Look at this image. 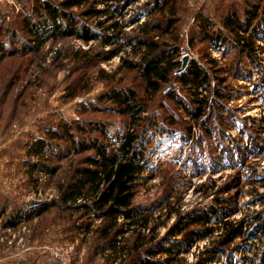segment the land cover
I'll return each instance as SVG.
<instances>
[{
	"label": "rangeland",
	"instance_id": "374dc122",
	"mask_svg": "<svg viewBox=\"0 0 264 264\" xmlns=\"http://www.w3.org/2000/svg\"><path fill=\"white\" fill-rule=\"evenodd\" d=\"M59 1L50 0L52 3ZM114 1L98 0L100 3L97 8L116 4ZM152 1L139 0L134 5H129L116 20L119 23L127 22L133 12L145 4L150 5ZM249 1L257 0H180L173 7L180 17L177 24L181 56L188 54L190 61H201L203 64L205 54L215 59V68L220 69L217 74L223 76V86L225 85L230 96L224 100L228 110L222 113L227 116L226 123L223 128L215 126L210 134L203 133L202 123L191 119L165 93L158 92L151 107L139 114L134 113L139 139L143 136L149 151L154 150L156 156H152L153 163L148 166L150 170L142 173V179L136 186L134 203L152 207L148 226L154 230L152 232L157 238L162 237L179 218H187L190 212L208 206L216 197L232 200L229 208L227 207L229 213L223 215L225 217L222 220H240L245 215L264 209V40H256L260 47L255 54L258 64L245 56L235 64L238 54L232 44H226L221 48L222 51H218L208 40L198 41L193 46L189 43L191 34L198 30V20L208 18L214 28L220 26L224 31L221 21L227 12L235 9L241 15ZM34 6L35 0H0V8L14 14H31ZM1 9L0 14L3 13ZM71 10L76 14L80 12L77 7ZM83 20L94 30L104 34L112 33L105 27L109 24L105 21V16ZM144 20L147 19L141 18L139 23ZM97 21H105L107 25L98 26ZM137 25L129 26L127 23L118 42H122L126 34H131ZM263 34L262 25L258 27L257 36H264ZM45 35L47 37L48 32ZM112 48L114 45H101L99 41L85 43L71 36L46 38L34 52H23L19 56L0 60V206L7 203L2 215L0 210V264H39L43 259L38 251L41 245L67 249L75 264H110L104 257L109 251L94 253V235L84 231L85 224L90 222V229L94 230L100 220L83 210L72 213L61 208L58 202V185L72 181L74 168L81 165L83 158L93 151L87 150L81 154L68 151L59 155L64 157L58 156L60 149L55 151V158L50 161V165L57 167V170L51 177L42 171L30 172L26 160L38 162L43 161V158L28 156L25 150L26 143L41 134V124H48L50 120L56 122L58 118L72 120L80 115L107 121L106 130L112 138L117 132L132 129L134 123L131 122L130 114L120 115L113 110L82 114L78 112L81 103L96 99L108 86L130 87L136 91L137 98L144 99V82L138 72L126 70L121 65L122 58L137 61L139 56L127 47L118 55L104 59ZM128 50L130 54H127ZM85 55L93 58L92 64H82ZM82 75L89 79H85L83 86H80ZM106 75L113 80L110 77L106 82L97 79V76ZM215 82L213 79L206 91L203 88L198 89V92L206 93L205 96L213 100L209 91L214 88ZM74 87H84L86 90L70 98L67 94ZM169 89L179 91V86L172 81L165 86V92ZM186 96L192 97L189 93ZM110 104L105 101L100 103V107ZM111 106L115 108L113 104ZM150 114H158L159 123L163 115L173 114L179 118L181 126L178 125L176 132L168 133L148 127L139 131L137 125ZM205 117H202L203 120ZM186 126H191V134L187 137L183 134ZM114 130L116 133L112 134ZM249 134H256V139H252ZM113 140L108 142L112 149L115 147ZM229 184L233 185L228 187ZM32 200L55 202L56 205L30 221L20 222L16 227L2 225L13 206H27ZM117 221L120 223L122 219ZM75 224L82 227L76 228ZM206 227L211 230L202 238L194 240L187 251L178 255L185 264L194 263L223 233L220 224L215 221ZM134 228L139 230L142 227L137 225ZM130 234L125 233L122 238L129 237ZM242 244L249 245L250 248L241 252L239 247ZM228 246L233 247V254L241 259L243 253L247 257L254 256L252 248H260L261 242L243 235L236 237ZM219 258L221 260L222 256L219 255ZM117 264H125V258Z\"/></svg>",
	"mask_w": 264,
	"mask_h": 264
},
{
	"label": "trees",
	"instance_id": "16d2710c",
	"mask_svg": "<svg viewBox=\"0 0 264 264\" xmlns=\"http://www.w3.org/2000/svg\"><path fill=\"white\" fill-rule=\"evenodd\" d=\"M138 1L115 0L116 4L97 8L100 3L98 0H60L59 3L35 0L34 10L28 15L14 14L0 8L3 11L0 14V60L19 56L23 52H34L46 38L57 39L71 36L85 43L99 41L101 45H114L104 58L107 60L128 47L139 56V60L122 58L121 65L126 70H136L144 82V99L137 98L136 91L130 87L108 86L97 95L96 99L81 103L78 108L81 114L89 111L130 114L131 122L134 123L132 129L122 133L117 132L118 134L116 133L117 135L115 134L112 138L108 136L106 130L107 121L89 119L80 115L72 120L62 118H58L56 122L50 120L48 124L43 123L39 126L40 135L26 143L25 154L43 158V161L26 160V166L31 169L30 172L42 171L52 177L57 170V167L50 165V161L55 158V151L60 149L58 156L68 151L73 154H81L87 150L93 151L92 154H87L83 158L81 165L74 168L72 181L58 185L60 195L58 202L61 208L72 213L83 210L86 214L100 220V224L94 230L90 229V222L85 224L84 231L94 235V253L109 251L104 257L110 264L120 263L123 258H125V264H173L175 262L185 264L178 255L187 251L194 240L202 238L210 231L211 229L206 225L213 221L220 224L223 233L192 264H264V209L245 215L240 220H222L225 217L223 215H228L232 200L216 197L208 206L196 208L190 212L187 218H179L162 237L157 238L152 232L154 230L148 226L152 207L134 203L136 186L142 179V173L150 170L147 165L148 147L143 136L139 139L134 113L139 114L147 107H151L158 92L165 93L166 97L182 108L191 119L202 123L200 125H202L203 133L210 134L215 126L223 128L222 126L226 123L227 116L222 113L228 110L225 108L224 100L230 96L225 85L223 86L225 82L223 76L217 74L220 69L215 68L216 60L210 58L208 54L202 58L205 64L191 60L183 72L175 73V70L181 66V40L177 24L180 17L173 7L180 0H153L150 5L145 4L133 12L127 22L119 23L116 20L117 16H121L124 9ZM262 1H249L242 16L238 15L235 9L227 12L221 21L222 28L226 32L220 29V26L214 28L208 18H201L198 20V30L194 31L189 38L190 45L208 40L216 50L222 51L223 46L232 44L238 54L235 64L241 62V57L244 56L257 63L255 54L260 47L256 44V40H264V36H257L258 27L264 26V2ZM76 7L80 10L77 14L71 10ZM169 12H171L170 15L166 14ZM101 16H105V21L109 24H105V21H97L96 24L101 27L107 25L106 29L111 30L112 33L104 34L94 30L83 20ZM141 18L147 20L139 23ZM127 23L129 26L138 25L133 30V34H126L122 42H118L122 38V29ZM46 32H48L47 37ZM127 54H130L129 50ZM83 60L82 64L86 66L93 63V58L89 55L83 56ZM109 77L111 78L108 75L97 76V79L106 82ZM87 78L89 79V77H82L80 86H83ZM262 78H264V72H262ZM213 79L216 80V84L209 91L213 97L211 100L205 96L206 93L198 92V89L204 88L206 91ZM172 81L178 84L179 91L169 89L165 92V86L170 85ZM260 81H262L261 78ZM85 90L84 87H74L67 95L73 98L77 93ZM183 93L186 95L189 93L192 97L189 98ZM105 101L113 104L115 108H112L111 104L100 107V103ZM190 104L195 106L192 107ZM202 117L206 119L203 120ZM159 119L158 114H150L142 118L141 124L137 125L139 131L148 127L168 133L176 132L175 129H179L178 125L181 126L179 118L173 114L163 115L160 123ZM183 131L187 137L189 133L191 134V126H186ZM249 135L252 139H256V134ZM112 139L115 142L114 149L110 148L108 143ZM229 185L228 187H231L233 184ZM6 205L7 203H2L0 206L1 215L6 211ZM55 205V202H42L35 205L28 203L27 206L17 204L6 215L2 225L16 227L20 222L30 221ZM118 219H122V222L118 223ZM75 225L76 228L82 227ZM137 225L142 228L135 229ZM192 225L194 227H191ZM197 225L202 227L198 228ZM125 233L131 234L129 237L122 238ZM243 235L260 240L261 247L252 248L254 256L247 257L243 253V258L237 259L232 252L233 247L228 245L236 237ZM249 248L250 246L245 244L239 247L241 252ZM219 255L222 256L221 260ZM39 264H54V262L44 258Z\"/></svg>",
	"mask_w": 264,
	"mask_h": 264
},
{
	"label": "built area",
	"instance_id": "2783aa9c",
	"mask_svg": "<svg viewBox=\"0 0 264 264\" xmlns=\"http://www.w3.org/2000/svg\"><path fill=\"white\" fill-rule=\"evenodd\" d=\"M115 130L112 132V134H115ZM177 138H180L179 136ZM148 154H147V165L151 166V163H153V159L156 157L154 155V150L149 151L148 148ZM154 158H153V157ZM40 255L43 256V258L51 259L54 264H75L71 260V256L69 255L67 249H64L63 247H52L50 245H41L38 249Z\"/></svg>",
	"mask_w": 264,
	"mask_h": 264
},
{
	"label": "water",
	"instance_id": "95a60500",
	"mask_svg": "<svg viewBox=\"0 0 264 264\" xmlns=\"http://www.w3.org/2000/svg\"><path fill=\"white\" fill-rule=\"evenodd\" d=\"M190 59H191V57L188 54L182 55L181 56V66L175 70V73L183 72L186 69ZM39 203H42V201L32 200L30 202V205H35V204H39Z\"/></svg>",
	"mask_w": 264,
	"mask_h": 264
},
{
	"label": "crops",
	"instance_id": "0c3cea01",
	"mask_svg": "<svg viewBox=\"0 0 264 264\" xmlns=\"http://www.w3.org/2000/svg\"><path fill=\"white\" fill-rule=\"evenodd\" d=\"M44 259V258H43ZM42 261V260H41Z\"/></svg>",
	"mask_w": 264,
	"mask_h": 264
}]
</instances>
